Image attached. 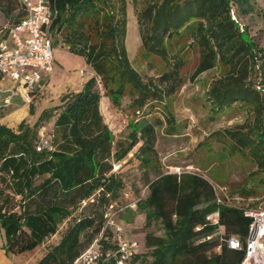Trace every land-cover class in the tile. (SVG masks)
I'll return each instance as SVG.
<instances>
[{"label":"trees","instance_id":"obj_1","mask_svg":"<svg viewBox=\"0 0 264 264\" xmlns=\"http://www.w3.org/2000/svg\"><path fill=\"white\" fill-rule=\"evenodd\" d=\"M56 17L51 24L53 40L84 59L91 76L74 92L58 97V104L41 110L32 125L20 121L15 130L0 125V232L6 254L32 251L56 234L81 202L92 213L73 219L59 239L35 264H70L101 227L105 208L117 199L121 185L111 171L135 145L133 156L140 168L157 170L154 124L131 125L127 143L116 141L99 113L100 90L111 106L118 108L124 84L138 90L133 103L152 100L158 86L165 97L180 86L183 61L174 56L155 83H142L131 69L124 49L125 0H49ZM255 0H149L135 13L140 45L162 59L164 40L186 33L195 44L199 59L191 78L210 70L217 60L226 72L212 81L206 99L217 112L237 105L248 114L246 121L215 133L231 142V153H246L264 176V78L253 80L257 49L238 17L254 11ZM11 24L0 30V40L23 16L17 0H0V12ZM233 12L235 21L230 19ZM90 32L95 42L90 43ZM255 52L259 55L256 57ZM257 66V65H256ZM257 70L263 73L264 63ZM118 84L114 89L110 86ZM99 82L101 88L98 89ZM33 93V92H32ZM32 107L28 106V115ZM53 117L52 150L36 152L37 130ZM220 134V135H219ZM114 147V149H113ZM244 197L251 191H239ZM264 198V192H263ZM18 209V213L12 211ZM136 214L143 216L142 249L133 260L141 264H239L240 252L214 242L197 241L210 233L204 217L213 210V189L202 177L189 173H159L136 201ZM101 208V211H96ZM222 232L243 239L249 219L238 210L221 207ZM157 225L161 236L151 227ZM195 228H200L195 231ZM86 236L85 243L80 241Z\"/></svg>","mask_w":264,"mask_h":264},{"label":"rangeland","instance_id":"obj_2","mask_svg":"<svg viewBox=\"0 0 264 264\" xmlns=\"http://www.w3.org/2000/svg\"><path fill=\"white\" fill-rule=\"evenodd\" d=\"M149 0H125V38L124 49L131 69L136 73L142 83H155L156 77L163 72L174 56L183 61L179 70L180 86L170 97H165L158 89L152 100L144 102L141 106L133 103L138 96V90L130 84L122 86L118 108L111 106L107 97L100 90L99 113L104 124L112 134L113 142L127 143L128 131L132 124L146 121L154 124L155 142L154 149L157 155V170L143 169L138 165L133 156L135 145L120 161L112 164V172L118 178L121 185L117 199L113 200L116 210V221L122 225L125 237L136 243V251L142 249L143 234L141 227L143 216L136 214V201L143 198L146 193V185L159 173H189L202 177L220 197L236 198L241 207L264 209V176L256 170L254 163L247 154L231 153V142L221 138L215 133H221L226 129H232L242 125L248 114L237 105H231L227 109L217 112L213 110L206 99V92L212 81L226 72V67L217 60L210 70H207L194 78L191 75L197 65L199 54L190 37L184 33L173 35L164 40L162 48L166 53L165 59L154 52L146 50L140 45L135 13L144 8ZM10 17L0 12V30L11 24ZM230 19L235 21L233 12L229 11ZM238 30L244 31L255 47L264 52V0H255L254 11L249 15L238 17ZM90 43L95 42V35L90 32ZM256 57L258 53L255 52ZM53 65L47 81L29 95L27 106L32 107V114L22 121L26 125H32L41 110L48 109L58 104V97L66 92L77 91L82 83L92 74L84 59L62 48L60 38L53 42ZM264 60H257L253 80L258 82L264 78V70L260 76L257 67ZM110 86L112 89L118 84ZM98 89L101 88L99 82ZM53 117L37 130V135L43 137L52 133ZM218 131V132H217ZM220 135V134H219ZM52 146V144H51ZM114 149V147H113ZM251 191L252 196L244 197L239 191ZM90 201H85L74 210L70 217L59 225L56 234L47 237L42 245L38 246V254L55 245L66 225L73 219L92 213L85 209ZM13 212L18 213L15 207ZM96 211H101L97 208ZM151 230L161 236L162 232L157 225ZM95 235L88 246L93 241ZM85 234L80 241L85 243ZM0 242L4 245L3 235L0 232Z\"/></svg>","mask_w":264,"mask_h":264},{"label":"built area","instance_id":"obj_3","mask_svg":"<svg viewBox=\"0 0 264 264\" xmlns=\"http://www.w3.org/2000/svg\"><path fill=\"white\" fill-rule=\"evenodd\" d=\"M23 16L7 30L0 40V79L15 83L1 90L4 94L2 106H7L17 93L23 103L39 83L43 85L53 65V39L51 24L56 11L49 0H17ZM39 88V87H38ZM52 135H37L36 152L50 151ZM88 201H92L91 198ZM82 204L84 202H81ZM214 208L204 217L206 226L212 231L202 236L199 242H214L216 252L221 248L240 252L239 264H264V209H249L238 205L236 198L220 197L213 191ZM238 210L249 219L243 239L223 234L220 223V208ZM116 210L109 204L102 215L99 232L91 244L86 246L70 264H141L133 260L136 243L129 241L121 224L116 221ZM200 228H195L199 231Z\"/></svg>","mask_w":264,"mask_h":264},{"label":"crops","instance_id":"obj_4","mask_svg":"<svg viewBox=\"0 0 264 264\" xmlns=\"http://www.w3.org/2000/svg\"><path fill=\"white\" fill-rule=\"evenodd\" d=\"M52 35V34H51ZM53 39V36H52ZM54 42V40H53ZM64 48V46H62ZM89 73L91 71L89 70ZM42 82L35 89L40 88ZM15 83L8 79H0V89H6ZM4 94H0V125L11 130H15L20 121L25 119L28 114L27 106L21 101L17 93L10 99L7 106H2ZM41 255L38 254V248L29 252H24L18 255L6 254L0 242V264H35Z\"/></svg>","mask_w":264,"mask_h":264}]
</instances>
